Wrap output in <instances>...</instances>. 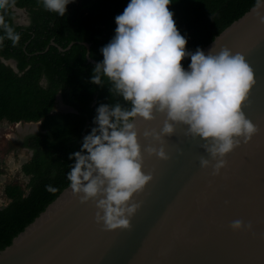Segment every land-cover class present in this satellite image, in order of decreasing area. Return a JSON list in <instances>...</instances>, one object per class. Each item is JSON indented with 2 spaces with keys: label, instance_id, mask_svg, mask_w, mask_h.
I'll return each instance as SVG.
<instances>
[{
  "label": "clouds",
  "instance_id": "1",
  "mask_svg": "<svg viewBox=\"0 0 264 264\" xmlns=\"http://www.w3.org/2000/svg\"><path fill=\"white\" fill-rule=\"evenodd\" d=\"M43 9L64 17L75 0H37ZM15 0H0V10ZM172 0H129L115 17V34L100 49L103 59L95 63L90 83L107 87L115 101L96 109L94 127L83 137L67 172L71 191L82 204L95 206V222L105 231L130 230L140 209L133 200L153 180L145 174V158L167 161L166 138L185 128V136L199 139L209 158H201L202 169L219 176L227 167L225 157L243 141L249 143L258 129L243 111L256 80L244 55L228 48L215 52L187 50L169 10ZM264 0H255L252 11L264 24ZM0 44L15 46L20 35L0 14ZM189 60L187 68L182 61ZM160 118L157 123V118ZM142 137L148 141L142 148ZM49 192L57 189L51 185ZM234 233L250 230L242 220L230 225Z\"/></svg>",
  "mask_w": 264,
  "mask_h": 264
},
{
  "label": "water",
  "instance_id": "2",
  "mask_svg": "<svg viewBox=\"0 0 264 264\" xmlns=\"http://www.w3.org/2000/svg\"><path fill=\"white\" fill-rule=\"evenodd\" d=\"M252 9L215 39V52L244 55L256 80L243 111L258 132L225 157L221 174L201 168L209 158L203 142L178 126L166 138L167 161L145 158L153 180L133 197L141 207L130 230L105 231L92 202L82 204L69 187L0 252V264H264V24ZM154 126L141 128L142 148L144 127ZM237 219L250 230L234 233Z\"/></svg>",
  "mask_w": 264,
  "mask_h": 264
},
{
  "label": "trees",
  "instance_id": "3",
  "mask_svg": "<svg viewBox=\"0 0 264 264\" xmlns=\"http://www.w3.org/2000/svg\"><path fill=\"white\" fill-rule=\"evenodd\" d=\"M128 2L75 0L64 17L45 11L37 0H15L10 8L0 10L20 35L15 46L7 39L0 44V58L15 60L19 70L16 73L0 59V128L42 123L43 131L20 145L33 151L22 167L29 183L14 182L5 189L9 203L0 209V252L69 188L66 174L74 163L70 154L79 151L83 137L90 134L97 107L115 102L107 87L89 82L95 64L88 61L85 43L91 46L90 57L101 61L100 49L114 36L115 17ZM254 6L255 0H172L169 10L187 39V50L194 52L204 50ZM13 7L28 11L30 26L15 23ZM188 63L182 61L185 68ZM44 78L46 85L41 84ZM59 94L76 113H54ZM4 175L0 168V180ZM49 185L57 190L47 191Z\"/></svg>",
  "mask_w": 264,
  "mask_h": 264
},
{
  "label": "rangeland",
  "instance_id": "4",
  "mask_svg": "<svg viewBox=\"0 0 264 264\" xmlns=\"http://www.w3.org/2000/svg\"><path fill=\"white\" fill-rule=\"evenodd\" d=\"M75 4L80 6V1ZM27 17L28 14L24 11L23 14L20 13L19 18L21 20H27ZM8 64L11 65V63ZM29 126L31 125H27V127ZM35 127L33 128L35 129ZM21 128L22 126L15 125H3L0 128V168L6 171V175L0 180V209L9 203L5 195V189L8 185L14 182L25 185L29 183V178L23 173L22 167L32 159L33 152L20 146L24 139L19 135Z\"/></svg>",
  "mask_w": 264,
  "mask_h": 264
},
{
  "label": "flooded vegetation",
  "instance_id": "5",
  "mask_svg": "<svg viewBox=\"0 0 264 264\" xmlns=\"http://www.w3.org/2000/svg\"><path fill=\"white\" fill-rule=\"evenodd\" d=\"M13 11L14 13L16 14L17 18L15 20V23L18 25V26H30L31 24V21H30V17H29V13L26 9H20V8H17V7H13ZM23 11L25 13L28 14V17H27V20H21L19 17H20V13L23 14ZM1 61L5 64V61L4 59L0 58ZM7 62H11V64H14L17 66V69H18V64L15 60H9ZM7 66H10V65H7ZM11 67V66H10ZM12 68V67H11ZM13 69V68H12ZM14 70V69H13ZM19 72V70H18ZM16 72V73H18ZM41 84L42 85H46L47 84V80L44 78L42 79L41 81ZM72 110H74L72 107H70L69 105H67L65 102H64V99L62 97L61 94H59L57 96V100H56V107H55V111L54 113H65V114H69ZM61 111V112H60ZM15 126H20L19 124L15 125ZM36 126V127H35ZM33 127H35L36 129H34ZM39 129V130H38ZM32 130V131H31ZM33 130H36V131H33ZM40 132H43L42 131V123H36V125H32L27 127L25 124H22V128L21 130H19V135L22 136V138H27L29 136H33V135H36ZM24 139L22 141H24ZM29 150V149H28ZM33 152V151H32Z\"/></svg>",
  "mask_w": 264,
  "mask_h": 264
},
{
  "label": "bare ground",
  "instance_id": "6",
  "mask_svg": "<svg viewBox=\"0 0 264 264\" xmlns=\"http://www.w3.org/2000/svg\"><path fill=\"white\" fill-rule=\"evenodd\" d=\"M36 125V124H35ZM32 127V126H31ZM36 129V128H35Z\"/></svg>",
  "mask_w": 264,
  "mask_h": 264
}]
</instances>
